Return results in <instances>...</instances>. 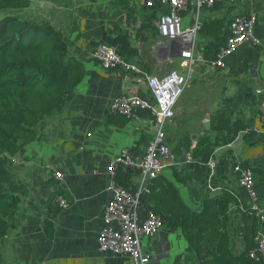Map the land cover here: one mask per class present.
<instances>
[{
	"label": "crops",
	"instance_id": "0c3cea01",
	"mask_svg": "<svg viewBox=\"0 0 264 264\" xmlns=\"http://www.w3.org/2000/svg\"><path fill=\"white\" fill-rule=\"evenodd\" d=\"M216 3L221 8H202L201 19L255 13L256 41L246 42L227 56L224 68L205 66L204 73L213 76V86L209 82V88H199L190 81L193 74L176 104L167 142L172 146L186 133L194 139L199 136L224 97L232 99L231 119L250 121L256 134L244 138L240 133L234 142L216 148L213 158L217 165L209 174L198 173L186 185L177 183L182 198L194 209H199L204 197L218 193L223 185L249 203V195L235 170L238 163L253 170L258 198L264 202V136L258 132L264 125V109L263 96L256 92L264 87V0ZM162 13L159 1L150 6L147 0H31L26 17L47 19L63 31L70 53L83 62L86 74L75 97L39 123L38 138L10 158L12 172L16 180L26 185L27 192L19 195L18 212L0 240L4 256L1 264H131L126 255L99 249L98 233L106 225L104 209L111 198L109 164L124 150L142 153L153 127L148 113L130 119L124 126L106 124L104 120L116 96L131 93L147 97L148 91L141 76L122 68L104 69L92 57L91 50L94 41L105 33H129L141 58L156 73L160 60L153 42L157 37L141 40L137 34L142 32L146 15L158 31L157 20ZM185 21L192 22L191 15ZM198 37L205 39L204 48L209 38ZM198 67L194 73L199 72ZM56 171L63 173V179L55 177ZM162 174L174 179L170 167ZM52 176L58 182L47 184ZM61 189H67L73 202L53 220L54 235L47 237L43 228L47 201L53 190ZM228 228L230 247L239 253L245 247L242 205H230ZM144 248L152 255L150 264H200L181 229L163 226L155 236L144 238Z\"/></svg>",
	"mask_w": 264,
	"mask_h": 264
},
{
	"label": "trees",
	"instance_id": "16d2710c",
	"mask_svg": "<svg viewBox=\"0 0 264 264\" xmlns=\"http://www.w3.org/2000/svg\"><path fill=\"white\" fill-rule=\"evenodd\" d=\"M30 5L31 0H0V11H7L0 17V240L8 233L18 212L19 195L27 192L26 185L16 180L12 172L11 156L38 138L39 123L60 111L75 97L86 74L83 62L70 53L63 31L47 19L38 20L21 14V10ZM209 8L216 10L221 8V4L215 3ZM232 18L228 14L202 17L198 34L209 38L203 48V66L216 61L227 45ZM141 27L142 32H138L137 38L148 40L157 37L158 31L151 26L147 15ZM146 31H150L149 34H145ZM99 44L115 46L124 58L140 63L146 72H153L149 62L141 58L139 48L133 45L129 33L113 36L105 33L94 41L93 46ZM231 103L230 97H224L211 113L208 127L199 136L194 139L189 133L183 134L170 146L172 153H190L191 159L170 166L174 179L162 173L152 178L147 183V190L141 194L138 212L141 218L154 212L164 227L181 229L200 264H263L250 255L257 246L255 236L261 225L249 203L239 199L229 186L223 185L218 193L204 197L199 209H194L184 201L177 185L188 184L198 173L209 174L212 170L209 161L216 148L234 142L240 133L244 138L256 134L250 121L231 119ZM147 113L145 109L137 110L139 116ZM130 119L110 112L104 122L124 126ZM194 141L195 146H192ZM137 176L138 171L119 165L115 181L134 191ZM57 182L54 176L47 179L50 185ZM59 197L66 198V206L59 205ZM72 202L67 189L50 193L48 213L43 221L47 237L54 235L53 220ZM233 203L242 205L245 247L239 253H234L230 247L228 221L229 208ZM3 260L0 252V264Z\"/></svg>",
	"mask_w": 264,
	"mask_h": 264
},
{
	"label": "built area",
	"instance_id": "2783aa9c",
	"mask_svg": "<svg viewBox=\"0 0 264 264\" xmlns=\"http://www.w3.org/2000/svg\"><path fill=\"white\" fill-rule=\"evenodd\" d=\"M156 1L162 5L163 13L157 20L158 36L153 42L154 53L160 63L177 61L179 68L149 73L142 69L140 63L124 58L115 46L99 44L91 50L92 57L104 69L122 68L141 76L148 91L147 97L131 93L118 95L110 105L111 112L126 115L131 119L139 117L138 109H145L153 127L152 137L146 142L142 153L135 154L124 150L109 164L108 189L111 198L104 209L106 225L98 233L99 249L102 252L126 255L131 264H150L152 255L144 248V238L155 236L163 227L161 218L154 212H149L145 218L139 215L140 197L147 190V183L171 165L191 159L190 153H172L167 142L166 124L173 118L176 104L195 68L200 63H205L203 49L196 46L202 24L201 9L212 7L219 0H147V3L153 6ZM225 1L232 3L238 0ZM187 15H191L192 22L186 23ZM256 20L255 13L236 14L230 21L231 36L227 45L220 51L217 60L208 63L207 67L224 68L227 56L246 42H255ZM256 92L263 96L264 109V87L257 88ZM258 132L264 136V125ZM192 146H195V142ZM119 165L138 171L134 191L115 181ZM209 165L214 169L217 161L211 158ZM235 170L238 172L240 185L249 195V203L260 219L261 227L255 236L257 246L250 255L264 264V202H260L258 198L253 170L241 163L236 165ZM54 175L63 179L61 171H56ZM59 201L62 206L67 204L64 197H59Z\"/></svg>",
	"mask_w": 264,
	"mask_h": 264
},
{
	"label": "rangeland",
	"instance_id": "374dc122",
	"mask_svg": "<svg viewBox=\"0 0 264 264\" xmlns=\"http://www.w3.org/2000/svg\"><path fill=\"white\" fill-rule=\"evenodd\" d=\"M7 11H0V17L3 16ZM21 14L26 17V9L24 10H21ZM204 42H205V39L203 37H198L197 40H196V46L199 47V48H203V45H204ZM151 53V52H150ZM152 59H153V56H152ZM200 67L199 68V72L198 73H194V76L190 79V81H192L193 83H196L198 85L199 88H209V82L210 80L212 79V74L209 72V73H204L205 71V66H203L201 63L198 65ZM176 69V68H179V65H178V62L177 61H173V62H170V63H160L158 65H156V69H157V72L158 71H163V70H167V69ZM209 75V76H208ZM214 75V74H213ZM206 76V77H205ZM213 86V82H210ZM212 88V87H211ZM175 116V115H174ZM173 116V118H174ZM173 118L167 122L166 124V131H167V134L169 135L170 133V126L173 124ZM204 125V124H203ZM206 126V125H205ZM171 146V144H169Z\"/></svg>",
	"mask_w": 264,
	"mask_h": 264
},
{
	"label": "water",
	"instance_id": "95a60500",
	"mask_svg": "<svg viewBox=\"0 0 264 264\" xmlns=\"http://www.w3.org/2000/svg\"><path fill=\"white\" fill-rule=\"evenodd\" d=\"M195 137V136H194Z\"/></svg>",
	"mask_w": 264,
	"mask_h": 264
}]
</instances>
